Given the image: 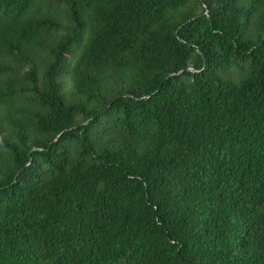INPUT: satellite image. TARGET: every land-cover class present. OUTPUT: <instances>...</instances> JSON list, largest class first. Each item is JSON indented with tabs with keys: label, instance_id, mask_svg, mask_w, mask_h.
<instances>
[{
	"label": "trees",
	"instance_id": "obj_1",
	"mask_svg": "<svg viewBox=\"0 0 264 264\" xmlns=\"http://www.w3.org/2000/svg\"><path fill=\"white\" fill-rule=\"evenodd\" d=\"M0 264H264V0H0Z\"/></svg>",
	"mask_w": 264,
	"mask_h": 264
}]
</instances>
